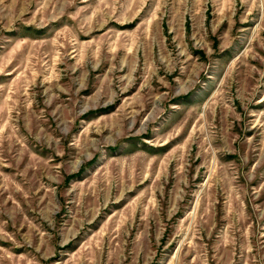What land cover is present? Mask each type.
<instances>
[{"label": "rangeland", "instance_id": "obj_1", "mask_svg": "<svg viewBox=\"0 0 264 264\" xmlns=\"http://www.w3.org/2000/svg\"><path fill=\"white\" fill-rule=\"evenodd\" d=\"M0 264H264V0H0Z\"/></svg>", "mask_w": 264, "mask_h": 264}]
</instances>
